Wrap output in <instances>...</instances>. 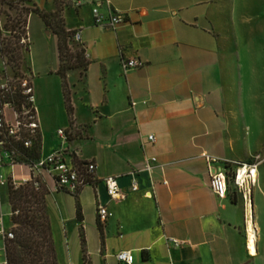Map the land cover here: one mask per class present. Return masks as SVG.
Masks as SVG:
<instances>
[{
	"label": "crops",
	"instance_id": "crops-1",
	"mask_svg": "<svg viewBox=\"0 0 264 264\" xmlns=\"http://www.w3.org/2000/svg\"><path fill=\"white\" fill-rule=\"evenodd\" d=\"M24 1L46 17L59 12L65 30L80 33L76 44L88 63L66 76L70 118L59 61L39 74L27 56L40 156L62 148L71 165L97 167L91 183L76 192L57 189L47 172L41 177L50 227V214L63 227L64 248L51 229L58 264H116L114 255L123 250L133 253L134 264H264V0ZM96 5L105 18L113 11L124 22L96 25ZM124 60L143 66L124 73ZM59 130L66 132L65 142ZM149 135L155 143L147 142ZM258 155L250 206L232 180L225 198L213 194L205 156L227 164H214L212 172L232 175L239 164H255ZM147 157L157 159L150 173L143 170ZM2 174L21 181L28 170L14 166ZM108 177L117 178L122 199L109 200ZM133 180L137 191L131 190ZM3 195L10 218L6 224L1 200L0 219L11 230L7 189ZM98 204L111 213L102 224ZM170 238L187 245L174 249L166 244Z\"/></svg>",
	"mask_w": 264,
	"mask_h": 264
},
{
	"label": "built area",
	"instance_id": "built-area-1",
	"mask_svg": "<svg viewBox=\"0 0 264 264\" xmlns=\"http://www.w3.org/2000/svg\"><path fill=\"white\" fill-rule=\"evenodd\" d=\"M75 6H80L76 1ZM99 5L92 10L95 24L116 28L124 22L122 14L110 11L108 18L99 12ZM27 6L24 0H0V168L2 166L24 167L28 170V177L21 181L14 178L7 179L0 173V205L5 189L12 187L18 189L26 185L34 191L42 189L41 177L47 172L53 178L57 189H65L76 192L79 188L88 185L93 180L96 165L87 164L71 165L67 157L68 151L59 149L51 155L34 159L33 146L40 142V126L36 108V95L33 85L32 68L27 63L30 55L31 37L29 30V18L31 13L26 12ZM73 41L80 43V33L73 34ZM85 55V54H84ZM85 57H87L85 55ZM143 64L136 60L122 61L121 67L124 73L141 68ZM58 136L63 142L67 140L66 132L59 130ZM148 143H155V137H146ZM205 161L210 175V189L218 198H225L228 194V182L243 192L246 203L247 193L256 184V168L261 164V157L256 156L255 164H239L232 175L225 170L212 172L214 164L223 163L219 159L205 156ZM157 163L155 157H147L143 170L150 173ZM8 164V165H6ZM106 194L110 201L120 200L124 194L118 186L116 177H108L103 180ZM131 190L137 191L138 184L133 180ZM152 195V194H151ZM152 197V196H150ZM250 205V203H249ZM111 217L107 207L102 204L97 206V218L102 224ZM0 236L4 240L14 239L11 230H6L0 219ZM166 244L174 249H180L187 245L186 242L177 239H166ZM116 264H134V255L131 251L123 250L114 255ZM0 264H7L5 259Z\"/></svg>",
	"mask_w": 264,
	"mask_h": 264
},
{
	"label": "trees",
	"instance_id": "trees-1",
	"mask_svg": "<svg viewBox=\"0 0 264 264\" xmlns=\"http://www.w3.org/2000/svg\"><path fill=\"white\" fill-rule=\"evenodd\" d=\"M33 13L39 14L38 12ZM40 17L46 29L50 30L57 38L59 61L57 75L62 79L65 108L71 118L73 108L66 76L69 72L77 69L85 70L88 63L84 58L83 49H79L73 41L74 32L66 31L59 22L51 24L49 19L56 18L57 13L53 14L51 18L44 15H40ZM40 151L39 142L33 146L34 159H39ZM78 165L81 166V164ZM46 195L45 191L36 192L29 185L18 189L7 188L8 201L12 211L11 231L14 234V239L4 240V256L7 264H58L46 210ZM77 216L81 218L79 205H77ZM99 229L101 230L100 226ZM83 244L84 240L82 239Z\"/></svg>",
	"mask_w": 264,
	"mask_h": 264
},
{
	"label": "rangeland",
	"instance_id": "rangeland-1",
	"mask_svg": "<svg viewBox=\"0 0 264 264\" xmlns=\"http://www.w3.org/2000/svg\"><path fill=\"white\" fill-rule=\"evenodd\" d=\"M56 2L57 4H59V2H63V0H56ZM26 12H30V13L38 12L40 15H42L38 10L32 7H29V6L27 7ZM49 20L51 24L53 25L56 22H59V24L62 27H64L59 12L57 13L56 18L49 19ZM247 29L249 30L250 26L247 27ZM29 30H30L29 32H30V37H31V48H30L31 52H30V55H28V57H29V63L33 67L35 72L41 74L43 72H46L48 69L57 67L58 58H57V52H56L57 50L56 49V39L54 36H48L46 34L47 30L45 29V24L42 21V19H40L39 16L35 14L30 15ZM232 43H233V40H232ZM263 104L264 102H262V106ZM263 111H264V106H263L262 112ZM9 169H12V168L10 166H7L5 169L0 168V173L2 174L4 171H7ZM4 177H6V175ZM62 196H63L62 197L63 199L69 198V197H65L64 195ZM2 202H3V213L5 215V222L6 224H8V221L10 218V208H9L5 195L2 196ZM55 216L56 215H54V217ZM50 217L52 219L51 229L53 232V238L55 240V243H61V246L64 248V243H62V241L64 240L63 227L61 223H59L57 218H54L53 216H51V214H50ZM4 259H5V256L3 255V252H1L0 262H3Z\"/></svg>",
	"mask_w": 264,
	"mask_h": 264
},
{
	"label": "bare ground",
	"instance_id": "bare-ground-1",
	"mask_svg": "<svg viewBox=\"0 0 264 264\" xmlns=\"http://www.w3.org/2000/svg\"><path fill=\"white\" fill-rule=\"evenodd\" d=\"M256 176V175H254ZM249 205V203H248ZM250 206V205H249ZM248 206V211L249 214L251 215V210L250 207ZM248 236H249V243H250V252L251 254L255 253V249H254V245H255V231L253 229V225H252V221L250 219L249 223H248Z\"/></svg>",
	"mask_w": 264,
	"mask_h": 264
}]
</instances>
